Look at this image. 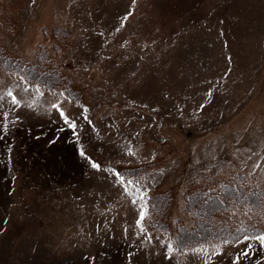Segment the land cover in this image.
<instances>
[{
  "label": "rangeland",
  "instance_id": "obj_1",
  "mask_svg": "<svg viewBox=\"0 0 264 264\" xmlns=\"http://www.w3.org/2000/svg\"><path fill=\"white\" fill-rule=\"evenodd\" d=\"M242 174L264 188V0H0V264H264V206L175 235Z\"/></svg>",
  "mask_w": 264,
  "mask_h": 264
},
{
  "label": "trees",
  "instance_id": "obj_2",
  "mask_svg": "<svg viewBox=\"0 0 264 264\" xmlns=\"http://www.w3.org/2000/svg\"><path fill=\"white\" fill-rule=\"evenodd\" d=\"M43 55V52L39 49L37 52V60H39ZM44 56V55H43ZM7 61L6 59H4ZM13 61V60H12ZM39 60L38 64H33L34 62H18V65L15 66L16 70H20L21 72H25L27 70H41L39 66ZM14 62V61H13ZM17 64V61L14 62ZM33 66V67H32ZM32 67V68H31ZM142 168H138L140 170ZM145 169V167H144ZM137 169L133 171H138ZM238 173V172H237ZM244 174V173H243ZM242 174V175H243ZM244 176V175H243ZM248 178L245 176L243 178L237 177V176H231L229 183L225 184L223 187V179L215 178L211 180V182L200 186L194 190H187L184 194L185 196V211L190 215L191 217V227H187L185 223H183L182 220L177 219L174 220V223L177 224V233L175 234L178 239H181L183 236H187L186 241L182 243L183 246H187L193 243V241H188L189 239L194 236V232L198 231V237H206L210 236L209 239L214 240L219 238V235H222V238H227V232L231 231L228 228L226 229L225 224H222L221 221L217 219V216L221 214L223 209L222 206H225L227 202L230 203L228 206H231L233 204L235 205H247V203L250 206L257 207V208H263L264 206V188L261 186L258 182H253L252 186H247ZM227 186V187H226ZM225 189V190H224ZM232 190L231 196H229L228 191ZM160 195H163L164 198L162 199L164 203H170L172 200V197L169 193H163ZM170 195V196H169ZM226 197L228 198V201L226 202ZM215 199L219 201V204L215 202ZM152 222L153 224L157 223L158 220L162 217H165L166 214L164 213V210H161L159 206L154 207V200H152ZM212 206L207 207L205 210L206 216L204 215V212H199L198 209L194 206V204H199V206L205 208L207 204L212 203ZM254 204V205H253ZM166 205V204H164ZM208 218V219H207ZM164 219V218H163ZM208 222V223H207ZM169 224V223H168ZM204 224H208L204 225ZM179 225V226H178ZM227 232H225V231ZM241 231L245 232L244 234H257L254 228H251L250 226L243 225L241 228ZM233 233H237L233 231ZM181 245V244H179Z\"/></svg>",
  "mask_w": 264,
  "mask_h": 264
},
{
  "label": "snow or ice",
  "instance_id": "obj_3",
  "mask_svg": "<svg viewBox=\"0 0 264 264\" xmlns=\"http://www.w3.org/2000/svg\"><path fill=\"white\" fill-rule=\"evenodd\" d=\"M9 95H11V93H9ZM13 102H16V101H15V98H13ZM53 107H57V108H58L59 106H58V105H53ZM61 114L63 115V113H61ZM93 166H94V167H98V166L95 165V164H94ZM143 215H144V214L141 213V219H143ZM260 239L264 240V237H260Z\"/></svg>",
  "mask_w": 264,
  "mask_h": 264
}]
</instances>
